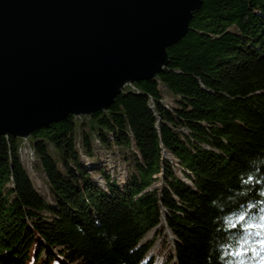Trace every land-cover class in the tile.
<instances>
[{"label": "trees", "instance_id": "16d2710c", "mask_svg": "<svg viewBox=\"0 0 264 264\" xmlns=\"http://www.w3.org/2000/svg\"><path fill=\"white\" fill-rule=\"evenodd\" d=\"M165 49L107 107L0 134V264H151L152 237L137 241L157 224L174 264H264V0H201ZM96 146L124 162L120 181Z\"/></svg>", "mask_w": 264, "mask_h": 264}, {"label": "water", "instance_id": "95a60500", "mask_svg": "<svg viewBox=\"0 0 264 264\" xmlns=\"http://www.w3.org/2000/svg\"><path fill=\"white\" fill-rule=\"evenodd\" d=\"M201 0H0V134L103 109L149 78Z\"/></svg>", "mask_w": 264, "mask_h": 264}, {"label": "rangeland", "instance_id": "374dc122", "mask_svg": "<svg viewBox=\"0 0 264 264\" xmlns=\"http://www.w3.org/2000/svg\"><path fill=\"white\" fill-rule=\"evenodd\" d=\"M132 81L133 80H130L124 83V85L129 84ZM124 85H122L121 88ZM162 95H163L162 96L163 102H166V103L170 102L172 98V95L170 93L163 91ZM96 143L97 142H94L95 145ZM97 146L94 148V149L97 148V150L96 151L94 150V151L98 155L97 160H99L100 164H102V168L104 172H107L108 176L109 175L113 176L117 178V180L120 181L122 178L121 176L122 171L124 170V165H125L124 162L119 161L118 159L112 158L114 154L115 155L117 154L115 150L112 151L113 148H110V149L108 148L107 150V149H104L103 147H97ZM29 148L30 147H29L28 141L23 137V139L21 140V143L18 146V150H17L19 153V156L21 160L23 161L22 163L25 164L27 170L29 171L30 177L32 179V182L35 188H37L46 198H48L45 188L41 183L40 172L38 171V169H35V170L33 169L34 171L32 170L33 166L31 162L33 161V158H32L33 153H31V150H29ZM112 160L114 162H112ZM91 166L92 164H89L88 162L85 163V167L87 171L91 170L90 169ZM175 170H176V173L183 180L187 181V179L180 173L178 168H175ZM91 176L93 179H95L96 182H99L101 186H104L103 178H101V174L98 171L91 172ZM161 215L163 214L161 213ZM162 218L163 216H161V221H162ZM149 237H152V239L142 257L141 262L151 258V264H174V261H175L174 255H172L174 236L168 230V228L164 227L163 225L157 224L153 226L152 228H150L149 231H147L141 238H139L137 243L145 242L146 240L149 239Z\"/></svg>", "mask_w": 264, "mask_h": 264}, {"label": "snow or ice", "instance_id": "6c2138e0", "mask_svg": "<svg viewBox=\"0 0 264 264\" xmlns=\"http://www.w3.org/2000/svg\"><path fill=\"white\" fill-rule=\"evenodd\" d=\"M241 219H243V217H241ZM262 243H264V241H262Z\"/></svg>", "mask_w": 264, "mask_h": 264}, {"label": "built area", "instance_id": "2783aa9c", "mask_svg": "<svg viewBox=\"0 0 264 264\" xmlns=\"http://www.w3.org/2000/svg\"><path fill=\"white\" fill-rule=\"evenodd\" d=\"M130 83H131V82H130ZM130 83H129V84H130ZM29 150H30V148H29ZM31 153H32V151H31Z\"/></svg>", "mask_w": 264, "mask_h": 264}, {"label": "bare ground", "instance_id": "6f19581e", "mask_svg": "<svg viewBox=\"0 0 264 264\" xmlns=\"http://www.w3.org/2000/svg\"><path fill=\"white\" fill-rule=\"evenodd\" d=\"M1 136H2V135H1ZM27 136H28V135H27ZM27 136H26V137H27Z\"/></svg>", "mask_w": 264, "mask_h": 264}]
</instances>
